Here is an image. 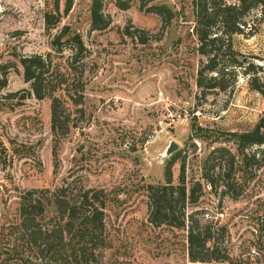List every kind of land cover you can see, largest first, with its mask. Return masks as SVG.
Here are the masks:
<instances>
[{"label":"rangeland","instance_id":"1","mask_svg":"<svg viewBox=\"0 0 264 264\" xmlns=\"http://www.w3.org/2000/svg\"><path fill=\"white\" fill-rule=\"evenodd\" d=\"M90 1L71 0L65 13L66 0H0V65L15 66L0 92V227L18 221L21 192L52 189L70 176L106 193L110 247L104 264H190L186 230L147 222L144 187L164 184L167 162L177 155L172 183H178L183 162L187 189L195 182L202 185L199 201L187 211L198 210L204 223L225 228L229 261H246L253 252L262 255L264 168H249L251 176L241 172L239 182L246 186L232 200L220 189L211 190L202 179V165L213 147L235 152L230 133L250 131L264 118V97L250 88V74H243L245 69L256 71V66L264 70V11L243 16L242 34L231 38L243 67L234 85L222 92L196 86L204 58L196 53L191 32V0H155L143 8L140 0H132L126 10L116 0H105L102 12L110 24L102 31L90 28ZM152 5H165L174 14L160 35V17L145 11ZM46 14L58 17L51 29L44 23ZM65 28L69 34L62 36ZM135 29L147 33L146 44L138 42ZM72 35L83 43L75 56L63 43ZM58 36L61 53L52 49ZM47 55L53 78L62 74L75 88H69V95H83L82 103L74 105L65 86L56 93L70 110L72 124L57 147L56 167L50 100L27 95L30 81L24 62ZM170 143L178 149L167 155ZM257 149L264 146L247 153Z\"/></svg>","mask_w":264,"mask_h":264},{"label":"trees","instance_id":"2","mask_svg":"<svg viewBox=\"0 0 264 264\" xmlns=\"http://www.w3.org/2000/svg\"><path fill=\"white\" fill-rule=\"evenodd\" d=\"M105 0L90 1V28L93 31L105 30L110 21L102 12ZM132 0H116L122 10L128 8ZM142 8L146 2L140 0ZM56 12L58 6L56 5ZM71 0H66L64 12H69ZM264 11V0H191L193 16L192 35L196 38V53L204 60L198 65L196 86L200 89H218L225 92L234 85L237 70L242 68L239 53L234 50L232 37L242 34L245 24L242 17L252 10ZM161 19L158 35L162 34L174 18L173 11L165 5H152L145 9ZM59 22L58 17L46 14L44 23L47 29ZM138 42L146 44V32L135 29ZM64 34H69L65 28ZM132 37L133 33L125 30ZM136 38V37H135ZM59 36L52 43L54 52L61 53L62 45L75 56L83 50L81 39L72 35L60 44ZM68 46V47H67ZM72 55V56H73ZM228 61L225 62L224 58ZM27 79L30 90L27 95L37 100H50V132L53 137L52 155L57 166V147L60 140L68 135L71 112L61 97L56 95L62 86L68 90L74 105L82 103L83 95H69V84L62 74L53 78L49 55L46 58L31 56L26 59ZM13 65H0V92L7 86V75ZM16 69V68H14ZM244 70L250 74V88L264 97V70L256 68ZM59 72V71H58ZM228 76L233 81L228 82ZM63 88V87H62ZM83 88L81 87V92ZM74 91V95H75ZM230 141L235 152L219 145L213 147L202 165V179L223 196L237 200L245 189L239 182V174L251 176V167L264 168V149L247 153L252 147L264 146V118L247 132L230 133ZM176 156L167 162L164 184H148L144 187L147 197V222L156 228L166 226L186 230V251L190 264H264V253L253 252L246 261H229L223 236V226L217 223H204L200 211H187L200 199L202 185L195 182L187 189L185 167L182 162L178 183H172L171 168ZM107 196L104 190L86 187L80 179L68 176L60 185L23 191L18 197V221L0 227V264H104L110 247L106 233ZM255 254V256H254ZM250 257L256 261H250ZM261 260V261H258Z\"/></svg>","mask_w":264,"mask_h":264},{"label":"water","instance_id":"3","mask_svg":"<svg viewBox=\"0 0 264 264\" xmlns=\"http://www.w3.org/2000/svg\"><path fill=\"white\" fill-rule=\"evenodd\" d=\"M178 149V145L176 143H170L169 148L167 149V155L172 154Z\"/></svg>","mask_w":264,"mask_h":264}]
</instances>
